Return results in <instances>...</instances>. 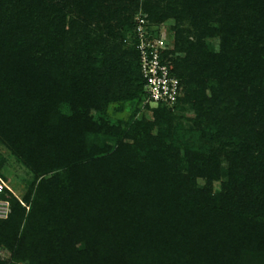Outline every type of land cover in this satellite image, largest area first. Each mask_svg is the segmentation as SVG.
Here are the masks:
<instances>
[{
	"label": "trees",
	"instance_id": "1",
	"mask_svg": "<svg viewBox=\"0 0 264 264\" xmlns=\"http://www.w3.org/2000/svg\"><path fill=\"white\" fill-rule=\"evenodd\" d=\"M139 11L172 107L143 103ZM0 146L30 175L0 264H264V0H0Z\"/></svg>",
	"mask_w": 264,
	"mask_h": 264
},
{
	"label": "built area",
	"instance_id": "2",
	"mask_svg": "<svg viewBox=\"0 0 264 264\" xmlns=\"http://www.w3.org/2000/svg\"><path fill=\"white\" fill-rule=\"evenodd\" d=\"M133 38L138 52L139 68L143 79L144 101L150 106L172 107L182 96L180 79L174 73L169 51L173 48V37L150 24L141 11L135 15ZM7 185L0 177V193ZM9 202L0 200V218L7 217Z\"/></svg>",
	"mask_w": 264,
	"mask_h": 264
},
{
	"label": "rangeland",
	"instance_id": "3",
	"mask_svg": "<svg viewBox=\"0 0 264 264\" xmlns=\"http://www.w3.org/2000/svg\"><path fill=\"white\" fill-rule=\"evenodd\" d=\"M169 26H170V21L160 25L161 30H163L166 34L171 33V31L169 30ZM170 35L172 36V33ZM212 41L215 45L217 44L216 40H212ZM139 105L142 106V103H140ZM116 106H117L116 103H111L108 106V116L112 122H116L118 119H122V120L126 119L132 110L131 107L128 104H126L120 111L112 112L113 108ZM143 111H145V115L147 117H150L149 110L143 109ZM0 151L1 153L5 155V157H7L8 163L10 164V167L8 169L3 170L4 176L0 175V177L3 179V181L7 185V188L5 189L9 190L13 194H17L18 191L19 192L23 191L24 181L25 179H28L30 175H28L26 169L22 166L20 162H18V160H16L14 157L9 155L8 151L4 147L0 146ZM199 183L202 184L203 181L199 180ZM217 185L218 184L216 183L215 187H217ZM0 200L8 201L7 194L5 193L4 190H3V193H0ZM0 257H3V258L7 257V253L5 252V250L0 251Z\"/></svg>",
	"mask_w": 264,
	"mask_h": 264
}]
</instances>
